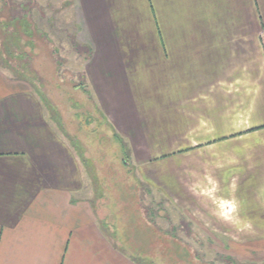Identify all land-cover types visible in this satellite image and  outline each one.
I'll list each match as a JSON object with an SVG mask.
<instances>
[{"label": "crops", "instance_id": "crops-1", "mask_svg": "<svg viewBox=\"0 0 264 264\" xmlns=\"http://www.w3.org/2000/svg\"><path fill=\"white\" fill-rule=\"evenodd\" d=\"M118 16L145 23L143 57L106 53L100 22ZM42 33L51 55L87 45L75 77L146 199L170 200L212 241L261 250L264 0H0V264H164L133 249L164 244L163 209L150 218L116 196L85 143L95 127L68 120L74 100L38 93L39 68L22 65ZM47 63L61 86L69 64Z\"/></svg>", "mask_w": 264, "mask_h": 264}, {"label": "rangeland", "instance_id": "rangeland-1", "mask_svg": "<svg viewBox=\"0 0 264 264\" xmlns=\"http://www.w3.org/2000/svg\"><path fill=\"white\" fill-rule=\"evenodd\" d=\"M119 19L120 16H118L116 21L110 19L109 21L100 22L101 31L104 33V39H102L105 41L102 42V44L105 43L104 46H107L106 53L111 54L110 52H112L115 47L123 49L129 47L131 50L138 49L140 51L138 57H143L144 54L141 53L142 49H140L143 47V42L139 33L141 30L145 29V23L138 20V22L130 21V23L126 25L125 21H120ZM37 24L39 27L43 28L41 23ZM67 25H69L68 31L71 32L73 29L72 23H68ZM90 26L92 29L91 23ZM43 34L44 33H42L41 36L38 35V37L34 39V53H32L31 58H22V65L33 63L32 70L35 66L39 68L38 71L27 70L36 78L37 84L34 86L37 92L43 95V89L45 90L47 86L50 90L48 91L59 100L61 98L66 100L68 95L74 100H72L74 104H70L71 107L69 108V110L72 111H69V113L66 114L68 120H71L72 117L75 116L74 113L79 111L81 115L78 118V120H80V124L84 126V128L95 127V129L91 131L92 134L85 132V143L90 151L94 152L97 161L106 165L101 166L100 174L110 175V180L113 184L111 183L109 186L112 190H115L114 193L117 197L120 196L119 199L121 201L127 202V206L129 205V208L131 206L133 208H137L140 207V205L143 206L144 209L148 208L150 218L154 217L153 214L156 217L155 211L157 206L163 209L160 212L161 215L159 214L160 216L158 221L161 224L159 227L164 229V232H161V242L164 244H154L148 247L144 245H136L133 247L134 251L136 252L138 248L140 249V252L147 253L150 257L158 254L164 264H264V231L261 233V250L258 249L261 247L258 246V243L254 247H247L249 249H256V251L251 249V252H247V250L244 248L242 249V247H233L229 245L225 246L220 244L218 242L219 240L216 241L213 239L212 241L210 238L214 232L202 229V226L195 223L190 216L186 217L174 208L176 205L171 203L170 200H161L160 197H156L153 192L149 193L148 199L144 197V192H140L141 188L135 175L133 173H129V171H126L127 168L121 166V162L119 160L121 156L119 154V150L117 149V145L113 142L111 134L109 133V125L104 123L102 118L96 117L94 110L92 109L91 102H88L89 90H86L85 87L82 88L83 80L81 76H79L78 80L75 77L76 74H80L82 72V63L89 56L87 45L85 46V49L81 48L82 51L80 50L78 54L72 49V44H70L68 50L65 49L63 52H59L60 49L58 47L57 49L59 53L51 55L48 53V47H46L50 44L46 38L43 37ZM102 39L95 37L96 42L103 41ZM68 40L71 41L72 39L70 38ZM68 44L69 42L66 45ZM44 50H46V53ZM56 58L58 59V64H60V61H67L69 64V68L64 74L66 75L64 76L65 80H63L61 86L58 76L61 72L59 67H55L56 71L53 69V66H49V63H47L52 61L55 62ZM111 59H113V54H111ZM130 59L131 58H129V60ZM134 59L137 61V58ZM138 62H140L139 59ZM77 64H79V67H77ZM41 73L45 74L48 81H45V77L44 75H41ZM48 74L56 76H53L52 78L50 77V79L47 78ZM77 82H79L77 85L78 87L75 86ZM82 104L84 105L81 106ZM106 160H109V162ZM140 195H143V198L141 199L142 204L140 202ZM130 201L132 203H130ZM138 217H140L139 214ZM148 227L150 229V237L152 238L156 235L154 232V228H157L156 220L150 222ZM140 230L141 227L139 224L134 226V237H136V231L140 232ZM216 237L218 236L214 234L213 238ZM139 240L140 239L135 238L136 242ZM210 241H212L214 245H210Z\"/></svg>", "mask_w": 264, "mask_h": 264}]
</instances>
